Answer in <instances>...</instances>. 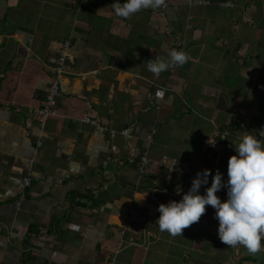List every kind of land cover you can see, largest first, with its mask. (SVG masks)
Segmentation results:
<instances>
[{
    "label": "crops",
    "instance_id": "0c3cea01",
    "mask_svg": "<svg viewBox=\"0 0 264 264\" xmlns=\"http://www.w3.org/2000/svg\"><path fill=\"white\" fill-rule=\"evenodd\" d=\"M189 1L126 20L112 7L124 0H0V264H264V251L221 243L211 206L182 236L156 221L198 172L227 181L245 131L264 140V0ZM176 41L190 60L157 78L145 63Z\"/></svg>",
    "mask_w": 264,
    "mask_h": 264
},
{
    "label": "clouds",
    "instance_id": "9594fccd",
    "mask_svg": "<svg viewBox=\"0 0 264 264\" xmlns=\"http://www.w3.org/2000/svg\"><path fill=\"white\" fill-rule=\"evenodd\" d=\"M164 4L165 0H124L113 3L112 7L116 16L127 20L142 10L157 9ZM190 58L185 50L172 49L166 57L150 59L145 66L159 78L162 72L182 67ZM259 137H264V131L259 132ZM234 149L235 154L228 158L226 182L219 170L213 175L204 169L193 178L181 200L159 204L160 215L156 221L161 232L172 237L182 236L184 229L205 214L206 206H211L219 221L221 243L231 248L243 247L249 255L264 251V140L245 131ZM210 175L211 185L205 194H199ZM222 187L227 189V199L223 201L216 194Z\"/></svg>",
    "mask_w": 264,
    "mask_h": 264
},
{
    "label": "built area",
    "instance_id": "2783aa9c",
    "mask_svg": "<svg viewBox=\"0 0 264 264\" xmlns=\"http://www.w3.org/2000/svg\"><path fill=\"white\" fill-rule=\"evenodd\" d=\"M212 0H191L188 3L189 4H197V5H207L209 3H211ZM218 5L220 7H231L233 4L230 1H221L218 2ZM161 10H163L165 8V5L160 7ZM189 26V25H188ZM70 41L69 40H64V42L62 43V46L60 48L59 51V56H58V62H59V66L56 68L57 72H60L62 70V65L65 63L66 58H67V50L69 47ZM177 47V50L183 49L182 47V42L181 41H176L174 43ZM186 51V50H185ZM165 89L163 87H158L156 88V90L154 91V96L157 97H162L164 94ZM160 93H162V95H160ZM60 96V85H59V80L57 79V77H53L50 78L48 80V86H47V91H46V95L43 101V104L40 108L37 109V115L40 121V124L43 125L45 120L56 113V106L58 103V97ZM82 121L83 122H88L91 124H97V121L95 119L90 118L87 115H84L82 117ZM264 130V122L261 123L260 128L258 130V133L260 131ZM121 133L124 135L128 134V129H122ZM116 134V132L114 130H110V136L113 137ZM148 140H151V135L147 136ZM111 149L115 150V145H111ZM165 158H163L164 160ZM139 163H138V170L140 173H145L147 170V166H148V159L146 157L145 154H142L139 157ZM214 175V174H213ZM208 180H212V176L208 177ZM32 179L29 175L25 176L23 178V183H22V187H26L28 185H30Z\"/></svg>",
    "mask_w": 264,
    "mask_h": 264
},
{
    "label": "trees",
    "instance_id": "16d2710c",
    "mask_svg": "<svg viewBox=\"0 0 264 264\" xmlns=\"http://www.w3.org/2000/svg\"><path fill=\"white\" fill-rule=\"evenodd\" d=\"M262 244H264V241H262Z\"/></svg>",
    "mask_w": 264,
    "mask_h": 264
}]
</instances>
